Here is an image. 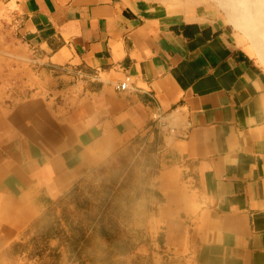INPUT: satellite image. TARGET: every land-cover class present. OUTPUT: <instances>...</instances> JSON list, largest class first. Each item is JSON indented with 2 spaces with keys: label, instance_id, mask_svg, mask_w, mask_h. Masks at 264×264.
<instances>
[{
  "label": "crops",
  "instance_id": "0c3cea01",
  "mask_svg": "<svg viewBox=\"0 0 264 264\" xmlns=\"http://www.w3.org/2000/svg\"><path fill=\"white\" fill-rule=\"evenodd\" d=\"M222 12L0 0V253L159 108L162 264H264V65Z\"/></svg>",
  "mask_w": 264,
  "mask_h": 264
},
{
  "label": "rangeland",
  "instance_id": "374dc122",
  "mask_svg": "<svg viewBox=\"0 0 264 264\" xmlns=\"http://www.w3.org/2000/svg\"><path fill=\"white\" fill-rule=\"evenodd\" d=\"M228 18L236 39L248 41L264 65V6L252 0H213ZM230 22V21H229ZM161 133L147 132L111 153L53 200L40 214V223L0 253V264H162L163 245L157 205L161 197L154 188L155 176L165 163ZM39 214V215H40ZM102 222L94 233L84 230ZM52 227L54 237H46ZM88 231V230H87ZM92 236L85 247L81 237ZM79 237V260L69 258L68 237ZM58 255V257H57Z\"/></svg>",
  "mask_w": 264,
  "mask_h": 264
},
{
  "label": "trees",
  "instance_id": "16d2710c",
  "mask_svg": "<svg viewBox=\"0 0 264 264\" xmlns=\"http://www.w3.org/2000/svg\"><path fill=\"white\" fill-rule=\"evenodd\" d=\"M53 204H55V202L51 201L50 205H53ZM42 217H43V214L42 215L40 214L33 222H31V224L24 230V231H26L25 233H28L32 229H35V227L40 223ZM101 228H103L102 222L100 220H97L96 223H94L92 226L87 227L84 230V232H87L90 235L91 232L94 233L95 231L101 230ZM83 234L84 235L81 237V239H83L85 241V247H86V245L88 246L90 244V241L92 240V236H89V235L85 236V233H83ZM45 236L48 238L55 236V232L53 231L52 227H50V229L47 232V235H45ZM78 241H79V237L75 234H73L71 237H68V246H67L68 249L67 250L69 252V258H71V255L74 254V256L77 258L75 260H79L80 257L83 255L82 249L77 250ZM84 256H85V258L89 264H95L96 256H95L93 251L87 250ZM57 257H58V255H57Z\"/></svg>",
  "mask_w": 264,
  "mask_h": 264
},
{
  "label": "built area",
  "instance_id": "2783aa9c",
  "mask_svg": "<svg viewBox=\"0 0 264 264\" xmlns=\"http://www.w3.org/2000/svg\"><path fill=\"white\" fill-rule=\"evenodd\" d=\"M75 74L77 75V77L82 78L85 75V73L81 70V69H76ZM91 76V75H90ZM89 76V77H90ZM95 76V75H94ZM91 77L93 79H95V77ZM130 80H131V76L130 75H125L124 78L119 81L116 84V88L119 90H126L129 88V84H130ZM150 121L152 124H155L157 127V131H169L172 132L174 130V128L171 126L166 113L162 110H160L159 108H157L156 110H154L151 115H150Z\"/></svg>",
  "mask_w": 264,
  "mask_h": 264
},
{
  "label": "bare ground",
  "instance_id": "6f19581e",
  "mask_svg": "<svg viewBox=\"0 0 264 264\" xmlns=\"http://www.w3.org/2000/svg\"><path fill=\"white\" fill-rule=\"evenodd\" d=\"M255 4L257 3L258 5L264 6V0H252Z\"/></svg>",
  "mask_w": 264,
  "mask_h": 264
}]
</instances>
